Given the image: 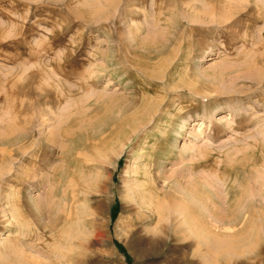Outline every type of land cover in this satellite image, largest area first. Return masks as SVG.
<instances>
[{"label":"rangeland","instance_id":"rangeland-1","mask_svg":"<svg viewBox=\"0 0 264 264\" xmlns=\"http://www.w3.org/2000/svg\"><path fill=\"white\" fill-rule=\"evenodd\" d=\"M5 139L0 264H264V0H0Z\"/></svg>","mask_w":264,"mask_h":264},{"label":"bare ground","instance_id":"bare-ground-1","mask_svg":"<svg viewBox=\"0 0 264 264\" xmlns=\"http://www.w3.org/2000/svg\"><path fill=\"white\" fill-rule=\"evenodd\" d=\"M155 44H157V43H155ZM155 44H153V45H155ZM158 45V44H157ZM160 46V45H159ZM151 47H154V46H151ZM155 48V47H154ZM157 48V47H156ZM146 49H148V48H146ZM164 49V48H163ZM154 50V49H153ZM157 50V49H156ZM164 50H166V49H164ZM158 51V50H157ZM139 54H140V52H139ZM170 55H172V54H170ZM137 56V55H136ZM157 56V55H156ZM152 57H154V56H152ZM152 57H150V58H144L145 60H152ZM137 58H138V56H137ZM166 60H167V58H166ZM135 61V60H134ZM165 62V61H164ZM138 63V62H137ZM160 64V63H159ZM163 66V65H162ZM137 67H139V66H137ZM150 67V66H149ZM148 67V68H149ZM147 69V68H146ZM150 69V68H149ZM141 70H143V68L141 69ZM146 72V71H145ZM142 74V73H141ZM150 74V73H149ZM148 74V75H149ZM111 95V94H110ZM137 96V95H136ZM108 97V96H107ZM109 98V97H108ZM112 98V97H111ZM114 98V97H113ZM100 99H102V97L100 98ZM124 99V98H123ZM127 99V98H126ZM100 101V100H99ZM105 101V100H104ZM103 101V102H104ZM119 102V101H118ZM125 102V101H124ZM123 101H122V103H124ZM136 101H132V104H129L128 106H127V108L126 109H123L122 108V110H121V113L122 114H125V116H126V114H128L127 113V111H129L130 110V108L133 106V105H135L136 106V103H135ZM138 102V101H137ZM121 103V102H120ZM120 103H118V104H120ZM99 104V103H98ZM103 104V103H102ZM109 106V105H108ZM107 106V107H108ZM118 106V105H117ZM145 106V105H144ZM95 108V107H94ZM93 108V109H94ZM96 108H98V107H96ZM95 108V111L97 110ZM119 108H120V105H119ZM99 109V108H98ZM114 109H115V107L113 108V110L112 111H114ZM110 110V109H109ZM111 111V112H112ZM131 111V110H130ZM153 113H154V110L152 111ZM151 112V113H152ZM107 113V112H106ZM144 113H145V111H144ZM150 113V114H151ZM110 114V113H109ZM112 115H113V113H111ZM119 114H120V112H119ZM138 115H139V113H138ZM104 116V115H103ZM117 116V115H116ZM120 116V115H119ZM141 116V115H140ZM140 116H138V117H140ZM143 116V115H142ZM106 117V116H105ZM121 117V116H120ZM133 117H135V116H133ZM133 117H130L131 119L133 118ZM100 118H101V116H100ZM112 118V117H111ZM119 118V117H118ZM123 118V120H122V122H120L119 123V129L117 130V134L119 135V136H123V129H125L127 126H130L131 125V121L127 118V116H126V118L125 117H122ZM121 118V119H122ZM120 119V118H119ZM119 119H117V120H119ZM120 119V120H121ZM137 119H139V118H137ZM101 120V119H100ZM116 120V121H117ZM102 121V120H101ZM136 121H138V120H136ZM144 121V119L142 120V122ZM148 121V120H147ZM118 122V121H117ZM145 122V121H144ZM129 123H130V125H129ZM136 122H135V120H134V125H136L135 124ZM117 124V123H116ZM133 124V123H132ZM144 124V123H143ZM118 125V124H117ZM145 125V124H144ZM203 125V124H202ZM111 126V125H110ZM115 126V125H114ZM131 127V126H130ZM98 128V127H97ZM96 128V129H97ZM132 128H133V125H132ZM131 128V129H132ZM142 128V127H141ZM200 128H201V126H200ZM99 129V128H98ZM111 129V128H110ZM201 130V129H200ZM97 131V130H96ZM120 131V132H119ZM138 131V130H137ZM137 131H136V133H137ZM202 131H203V129H202ZM97 132H99V131H97ZM128 132H130V131H128ZM101 133V132H100ZM96 134V133H95ZM99 134V133H98ZM102 134V133H101ZM133 134V133H132ZM7 135V134H6ZM93 135V134H92ZM91 135V136H92ZM124 135L126 136V133H124ZM13 136V135H12ZM117 136V135H116ZM94 137V136H93ZM118 137V136H117ZM127 137H128V134H127ZM95 138V137H94ZM97 138V137H96ZM16 139V138H15ZM123 139H125V137L123 138ZM122 139V140H123ZM13 141V139H5L4 141L2 140V141H0L1 143H3V142H5V143H9V142H12ZM16 141V143H18L17 142V140H15ZM97 141V140H96ZM119 142V141H118ZM108 143V142H107ZM15 144V143H14ZM13 144V145H14ZM111 144V143H110ZM100 145V144H99ZM104 145H107V144H104ZM23 146H25V145H23ZM112 146V145H111ZM17 147V146H16ZM18 147H20V146H18ZM24 148H26V147H24ZM29 148V147H28ZM21 150H23V149H21ZM26 150V149H25ZM102 150V149H101ZM101 150H100V153H101ZM106 150V149H105ZM108 150V149H107ZM20 151V150H19ZM28 151V150H27ZM26 151H24L23 153H25ZM64 152V151H63ZM106 152V151H105ZM104 153V152H103ZM105 154V153H104ZM103 154V155H104ZM63 156V155H62ZM98 156V155H97ZM11 157V156H10ZM14 157V156H13ZM30 157V156H29ZM31 158V157H30ZM11 159H13L14 160V158H11ZM15 162H17V160L15 161ZM121 162V161H120ZM13 166V165H12ZM105 166V165H104ZM104 166L102 167V172L103 171H106V169L104 168ZM52 173L50 174L51 176H52V178L53 179H55L56 178V180H58L57 182L59 183V182H65V180H66V182H65V184L66 185H68V179H67V176H65L66 175V167H64V168H61V169H55V170H53L52 169ZM5 175H6V173L5 172H3L2 171V168H0V184L2 183V181H3V179H4V177H5ZM144 176V175H143ZM149 176V175H148ZM145 177V176H144ZM8 179V178H7ZM50 182V183H49ZM48 183H49V185H52V182H53V180L51 181H49ZM47 183V184H48ZM96 183V182H95ZM44 184V179L42 180V183H41V186ZM56 184V183H55ZM85 184H87V183H85ZM85 184H79V183H77L76 184V186H75V189L77 190V191H79L78 190V188H80L81 190H82V192L80 193V195H83L84 194V198L81 200L80 198H79V194H77V192H76V194H72L71 195V200L73 201V203H75L76 202V204H80L81 205V207H82V205H83V207L84 206H89V207H87V208H89V211H88V213L87 214H90V216L92 217V219H93V221L94 222H96L97 221V219L99 218L98 216H99V214L98 213H100L99 212V210H98V207L97 206H95L94 204L92 205V204H90V202L92 201V199L94 198V197H96V196H101V195H103L105 192H106V188H105V185H101V186H97V185H94L93 187H88L87 188V186L85 185ZM100 184V183H99ZM137 187V186H136ZM12 194V193H11ZM147 194V193H146ZM5 197H6V201H8V205L9 204H11V199H10V197H11V195H10V193H8V194H6L5 195ZM81 197V196H80ZM99 198V197H98ZM18 200V199H17ZM17 200H15V201H17ZM13 204V203H12ZM79 205V206H80ZM86 208V209H87ZM244 208V207H243ZM4 212V211H3ZM5 213V212H4ZM5 216V215H4ZM67 218H68V216H67ZM160 219V218H159ZM193 222V221H192ZM218 222V221H217ZM199 223V222H198ZM220 223V222H219ZM234 223V221H232V220H230L229 221V223H227V222H222V226L221 227H219V228H224V227H227V228H229V226L231 225V224H233ZM234 224H236V223H234ZM234 228H236V225H235V227ZM164 230H166V231H168V230H170L171 231V228L170 227H165L164 228ZM232 241H234V240H232ZM233 243H235V242H233ZM229 244V243H228ZM232 245V244H231ZM234 245V244H233ZM232 245V246H233ZM231 246H229L228 247V249H230V250H223V252H225L224 254L225 255H223L222 253H220V255L222 254V256H224V257H227L228 256V254H230V251H234V249L232 248H230ZM234 247V246H233ZM235 248V247H234ZM249 249V248H248ZM245 250V249H244ZM238 251H240V250H238ZM241 252V251H240ZM219 254V253H218ZM241 255V254H240Z\"/></svg>","mask_w":264,"mask_h":264}]
</instances>
